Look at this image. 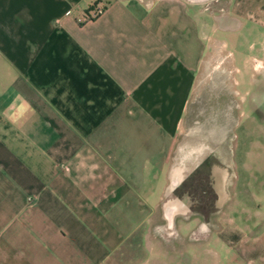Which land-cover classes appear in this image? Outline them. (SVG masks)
Returning a JSON list of instances; mask_svg holds the SVG:
<instances>
[{"label":"crops","instance_id":"obj_1","mask_svg":"<svg viewBox=\"0 0 264 264\" xmlns=\"http://www.w3.org/2000/svg\"><path fill=\"white\" fill-rule=\"evenodd\" d=\"M93 1L0 0V264H188L200 242L150 233L175 220L174 151L199 153L176 138L206 37L181 2L82 21Z\"/></svg>","mask_w":264,"mask_h":264},{"label":"rangeland","instance_id":"obj_2","mask_svg":"<svg viewBox=\"0 0 264 264\" xmlns=\"http://www.w3.org/2000/svg\"><path fill=\"white\" fill-rule=\"evenodd\" d=\"M153 1L181 2L207 41L176 138L199 153L174 151L189 164L169 193L177 213L169 227L158 214L150 235L200 242L184 248L188 264H229L233 249L239 264H264V0Z\"/></svg>","mask_w":264,"mask_h":264},{"label":"flooded vegetation","instance_id":"obj_3","mask_svg":"<svg viewBox=\"0 0 264 264\" xmlns=\"http://www.w3.org/2000/svg\"><path fill=\"white\" fill-rule=\"evenodd\" d=\"M175 182H176V181H175ZM175 182H173L174 185L176 184ZM175 209H176V206H175V205H172V206L169 208V210H168V214H167L168 222H170V217H171L170 214H171L172 212H174Z\"/></svg>","mask_w":264,"mask_h":264},{"label":"built area","instance_id":"obj_4","mask_svg":"<svg viewBox=\"0 0 264 264\" xmlns=\"http://www.w3.org/2000/svg\"><path fill=\"white\" fill-rule=\"evenodd\" d=\"M100 11H101V9L98 8V10H96V13L93 16H91V15L90 16L83 15L82 21L95 17L97 14L100 13Z\"/></svg>","mask_w":264,"mask_h":264},{"label":"bare ground","instance_id":"obj_5","mask_svg":"<svg viewBox=\"0 0 264 264\" xmlns=\"http://www.w3.org/2000/svg\"><path fill=\"white\" fill-rule=\"evenodd\" d=\"M189 1H202V0H189ZM174 185V184H173Z\"/></svg>","mask_w":264,"mask_h":264}]
</instances>
